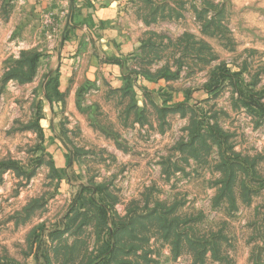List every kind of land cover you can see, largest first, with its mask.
Instances as JSON below:
<instances>
[{"label":"rangeland","instance_id":"obj_1","mask_svg":"<svg viewBox=\"0 0 264 264\" xmlns=\"http://www.w3.org/2000/svg\"><path fill=\"white\" fill-rule=\"evenodd\" d=\"M123 6L137 49L91 50L123 86L103 90L101 70L57 93L85 102L80 125L60 113L65 168L42 126L57 77L36 53L5 63L0 264H264V0Z\"/></svg>","mask_w":264,"mask_h":264},{"label":"crops","instance_id":"obj_2","mask_svg":"<svg viewBox=\"0 0 264 264\" xmlns=\"http://www.w3.org/2000/svg\"><path fill=\"white\" fill-rule=\"evenodd\" d=\"M80 2L76 13L71 15V0H0V75L4 74L5 63L14 53L32 52L39 55L38 77H57V83L51 89L56 95H52V100L46 98L42 102V126L47 152L60 168L67 167L66 153L70 151L61 138V110L66 105L72 117L85 102L70 99L64 103L56 98L57 93L69 92L71 96L78 92V88L81 91L96 77L95 72L101 70L99 83L103 90L120 88L123 86L121 65H101L91 51L93 45H101V50L112 58L124 56L138 46L135 39L127 38L124 26L119 23L125 0ZM148 85L154 87L151 82ZM136 89L140 104L141 90ZM75 118L76 124L80 125Z\"/></svg>","mask_w":264,"mask_h":264},{"label":"trees","instance_id":"obj_3","mask_svg":"<svg viewBox=\"0 0 264 264\" xmlns=\"http://www.w3.org/2000/svg\"><path fill=\"white\" fill-rule=\"evenodd\" d=\"M36 57L38 58L39 57V55H36ZM35 59V58H34Z\"/></svg>","mask_w":264,"mask_h":264}]
</instances>
